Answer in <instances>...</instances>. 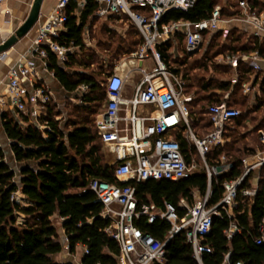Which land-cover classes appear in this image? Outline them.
I'll return each instance as SVG.
<instances>
[{
	"label": "trees",
	"instance_id": "1",
	"mask_svg": "<svg viewBox=\"0 0 264 264\" xmlns=\"http://www.w3.org/2000/svg\"><path fill=\"white\" fill-rule=\"evenodd\" d=\"M240 1L198 0L189 11H171L167 19L199 20L210 16L220 4L224 16L231 18L243 14ZM247 2L251 13L264 12V0ZM99 6L98 0H88L84 6L68 4L67 29L59 37L61 42L75 46V50L69 52L67 61L62 62L48 45H43L49 51V69L55 72L64 90L70 95L75 94L79 102L68 101L66 109H63L51 97L45 102L46 111L37 121L32 116L31 106L27 111L8 108L2 113L5 135L11 140L20 168L16 169L7 159L0 139V264H73L62 263L55 258L65 247L61 228L68 237L71 252H76L79 244L88 247L89 252L83 253V264H115L112 257L100 255L99 249L110 240L105 230L112 224V219L104 212V204L97 194L89 188L91 178L133 184L141 202L152 201L164 207L165 202L170 201L178 207L182 216L187 211L180 205L182 198L187 197L193 203L196 199L194 191L204 194L208 190L210 180L205 166L178 180L162 178L141 182L117 178L115 170L118 163L107 161L96 120L97 114L108 103L104 85L107 77H100L106 67L114 68L115 61L124 52L135 50L144 36L135 22L126 34H118L117 26L109 21L116 22L121 15L112 14L106 18L108 21L102 28L106 38H101L96 45H88L85 32L88 27L92 32V25L100 18L96 15ZM140 9L147 8L140 6ZM124 17L129 18L127 15ZM162 49L170 68L187 78L186 90L194 93L191 123L195 129H204L201 130L203 133L213 127L208 106L225 99L224 91L229 92L227 101L230 106L243 108L239 116L227 122L226 141L207 154L211 166L222 167L221 173L215 175L212 181L209 205H215L224 196L225 182L244 172V157L264 149L261 137L264 113L261 118L258 115L250 117V114L264 108V67L257 69L242 57L236 69L214 60L219 54L258 52L264 57V35L238 25L215 32L205 31L202 48L193 61V52L187 48L184 31H178L174 38L163 44ZM196 69L232 73L219 79L195 72ZM234 70L237 71L236 82ZM247 82H251L253 88L261 84L254 101L250 100L251 93L244 92ZM85 83L89 88L79 93L78 89ZM249 121L255 123L251 131L255 134L246 141L247 133L241 127L247 126ZM39 123L51 125L47 127L46 135ZM181 141L187 159L199 155L189 140L182 137ZM223 155L228 156L225 163L221 162ZM253 175L254 172L244 181L238 204L234 207V218L242 226V231L229 239L226 229L234 218L226 210L221 215L215 214L211 232L201 239L205 264H223L229 252L233 262L242 260L245 264H264V243L255 241L258 225L264 216V166L260 171L257 195L252 201L243 194V188L251 186ZM16 193H21L22 197L13 198ZM135 223L158 238H163L172 226L161 218L150 223L142 217ZM102 236H106L103 242ZM154 264H200L187 230L178 232L168 242L166 255Z\"/></svg>",
	"mask_w": 264,
	"mask_h": 264
},
{
	"label": "built area",
	"instance_id": "2",
	"mask_svg": "<svg viewBox=\"0 0 264 264\" xmlns=\"http://www.w3.org/2000/svg\"><path fill=\"white\" fill-rule=\"evenodd\" d=\"M6 1L0 0V13ZM87 1L58 0L49 19L41 27L35 40V51L44 59L47 69L49 51L43 45H48L62 62L67 61L69 52L74 51L75 46L59 40L62 31L67 29L69 15L66 9L70 3L84 6ZM197 1L98 0L100 6L96 11L97 16L107 18L112 14L127 15L139 26L144 36L139 46L123 54L107 73L104 85L108 103L96 117L104 145L118 163L115 170L117 178L141 182L162 178L178 180L205 166L210 180L206 193L194 191L196 199L193 203L187 197L182 198L180 205L187 208L182 216L178 207L170 201H166L164 207L152 201L141 202L133 184L91 178L89 188L97 194L104 204V212L112 219V224L105 230L110 240L103 244L100 255L112 257L115 264H154L161 261L166 255L168 242L182 230H187L199 263L205 264L201 239L211 232L213 216L221 215L226 210L232 218L235 217L234 207L238 204L241 187L252 172L251 186L244 187L243 194L253 201L258 192L260 171L264 166V149L244 157V172L227 180L223 198L215 205H209L213 177L221 173L222 167L211 166L207 154L226 141L227 122L239 116L242 110L230 106L227 101L229 93H225V99L208 106L213 127L204 133L195 129L191 123L194 93L186 90L187 78L170 68L162 47L178 31H184L188 50L197 53L202 48L205 31L229 29L236 20L244 21L250 32L264 35V12L251 13L247 0H241L240 4L244 8L242 16L226 18L220 4L210 16L199 20L167 19L171 11H189ZM140 6L147 9H140ZM90 33L88 27L85 32L88 44L91 43ZM221 56L220 62L224 61L235 69L241 57L257 69L264 67V57L258 52ZM51 72L55 75L54 71ZM234 81H237V77ZM245 87L247 91L253 89L249 83H245ZM88 88V84H82L78 92H85ZM51 97L54 98V93L44 82L35 60L21 59L10 71L9 98L1 96L0 105L23 111L31 106L32 116L37 121L46 111L45 102ZM39 125L46 135V129L51 125ZM182 137L195 146L199 155L187 159ZM227 160L228 156L223 155L221 162ZM15 196L20 198L22 194L16 193L13 198ZM142 217L150 223L161 218L172 226L163 238H158L135 223L136 219ZM239 231H242V226L234 218L226 234L229 239H233ZM250 234L253 235V231ZM255 241L264 243V216L258 225ZM85 251L89 252L88 247ZM223 264L245 263L242 260L233 262L229 252Z\"/></svg>",
	"mask_w": 264,
	"mask_h": 264
},
{
	"label": "crops",
	"instance_id": "3",
	"mask_svg": "<svg viewBox=\"0 0 264 264\" xmlns=\"http://www.w3.org/2000/svg\"><path fill=\"white\" fill-rule=\"evenodd\" d=\"M58 0H44L40 20L38 23L34 26V28L29 32V39L30 43L28 44V40L22 42L21 40L12 47L13 49L9 51L7 56L5 58L0 59V97L6 96L9 98V82H10V71L12 67L18 63L21 59H33L35 60L36 64L38 65L39 73L43 77L44 82L48 84L49 88L54 93V98L59 102V104H62L64 102V96L66 95V91L60 84L59 80L56 78L55 75L52 74L50 69H47L45 67L44 59L35 51V40L41 30V27L47 22L49 19L52 11L54 10ZM15 7V0H7L1 10L0 13V36L4 32V34L9 31L8 30V21L7 18L10 15V13L13 11ZM120 16V15H119ZM117 17V15H116ZM124 20V16H120V18H116V22ZM240 27L247 29L246 26ZM232 26H230L231 28ZM28 33V34H29ZM10 35V34H9ZM8 38L5 37L4 40ZM91 43L88 44L87 40L85 38V42L88 45H93L94 43L89 40ZM1 43V42H0ZM221 55V54H220ZM217 60V59H215ZM217 62H219L217 60ZM234 77L237 75V71L234 70ZM235 82V81H234ZM64 92V93H63ZM69 94V93H68ZM70 95V94H69ZM71 96V95H70ZM194 107V104H193ZM9 108H11L9 106ZM6 107H2L0 105V139L2 136L5 135L4 126H3V120H2V113L5 111ZM200 131V130H199ZM205 132V131H204ZM203 132V133H204ZM7 138L8 144L10 146L12 158L15 159L14 151L12 150L11 146V140L5 135ZM2 145L4 146V143L1 141ZM5 148V147H4ZM16 161V159H15ZM61 235H62V241L65 243L64 249L57 253L55 255L56 260L62 263H73V264H83V253L85 252L86 246L83 244H79L77 247L76 252H71L68 244V237L65 233V230L61 228Z\"/></svg>",
	"mask_w": 264,
	"mask_h": 264
},
{
	"label": "rangeland",
	"instance_id": "4",
	"mask_svg": "<svg viewBox=\"0 0 264 264\" xmlns=\"http://www.w3.org/2000/svg\"><path fill=\"white\" fill-rule=\"evenodd\" d=\"M35 0H15V7L13 9V11L10 13V15L8 16L7 18V21H8V30L5 34L4 32L2 33V35L0 36V42H2L4 40L5 37H9L13 32L16 31V29L21 26L24 21L27 19V17L29 16L30 12H31V9H32V6H33V3H34ZM227 0H222V2H226ZM227 3V2H226ZM244 12V10H243ZM243 15V14H242ZM241 15V16H242ZM108 20L106 18H99L97 20V22H95V24H93L92 26V32L90 33V39L91 41L94 43L93 45H96L98 43V41L101 39V38H106V34L105 32L102 31V28H103V25L104 23H106ZM110 24L114 23L116 26H117V33L121 35L122 34H126L127 31L129 29H131L133 27V23L134 21L131 20L130 18H127V17H124V20L122 21H119V22H113V21H109ZM244 22V21H243ZM242 21H235L234 23L230 24V26H235V25H241V26H245L246 23L243 24ZM10 34V35H9ZM29 34H27L26 36H24L21 41L24 42L26 40L29 39ZM246 36H249V34H247ZM28 44L30 43V40H28L27 42ZM16 46V45H15ZM13 48L9 49L8 51L0 54V59H3L5 58V56H7V54L9 53L10 50H12ZM129 52V51H127ZM126 52H124L123 54H125ZM122 54V55H123ZM121 55V56H122ZM196 52H193V56L191 58L192 59H195L196 57ZM121 56L119 57V59L121 58ZM223 56H221L220 54L218 56H216L215 59H217L218 61L222 58ZM117 59L115 61V63L119 60ZM190 59V58H189ZM217 60H214L216 63L220 64H226L224 61H219L217 62ZM193 61V60H192ZM114 63V64H115ZM150 63V62H149ZM111 68L109 67H106V69H104V72L101 74L102 76L100 77L101 79H104L105 77H107V73L110 71ZM195 72L198 71L200 72L202 75H208L209 77L211 76H214L216 78H219V79H222L224 77H228L230 73H225V72H219V71H215V70H210V71H204V70H200V69H196L194 70ZM231 71H233L231 69ZM231 75V74H230ZM249 84H251V82H247ZM258 87V88H255V87ZM252 90L250 91H247L246 90V87H245V84H244V92L245 93H251V97H250V100L252 99V101L256 100L255 98V94L256 93H259V91L261 90V84L259 83L258 85H256ZM64 93V92H63ZM225 93H229L228 91H224V94ZM64 102L62 104H60V107H62L63 109H66L67 107V102L68 101H71L72 103H78L79 102V99L75 96V94L73 95H69L68 93H66V95L64 96ZM239 109H243V108H239ZM264 113V108L263 110L261 111H257L255 112L254 114H250V117H253L254 115H258L257 117L261 118L262 117V114ZM62 117V116H60ZM255 127V123L252 122V121H249L248 125L247 126H243L241 127V130L245 133H247V138H246V141H248L249 139H252L253 138V135L255 134V132H251ZM202 131L204 129H201ZM200 130V132L202 133V131ZM264 133V132H262ZM263 135V134H262ZM261 135V137H262ZM263 140V139H262ZM1 141L4 143V147H5V150H6V154H7V159L10 161V163L16 168L19 170V166L20 164L15 161L14 158H12V152L10 150V146L8 144V141H7V138L4 136L1 137ZM264 141V140H263ZM104 150L106 151V157H107V161L111 162V163H116L115 161V158L113 157V155L106 149L105 145H104ZM19 179V177H18ZM22 197V196H21ZM60 224V223H59ZM61 228V226H60Z\"/></svg>",
	"mask_w": 264,
	"mask_h": 264
},
{
	"label": "water",
	"instance_id": "5",
	"mask_svg": "<svg viewBox=\"0 0 264 264\" xmlns=\"http://www.w3.org/2000/svg\"><path fill=\"white\" fill-rule=\"evenodd\" d=\"M44 0H35L31 12L24 23L19 26L8 38L0 43V54L8 51L17 44L24 36H26L38 23L41 16ZM121 160V159H120Z\"/></svg>",
	"mask_w": 264,
	"mask_h": 264
},
{
	"label": "bare ground",
	"instance_id": "6",
	"mask_svg": "<svg viewBox=\"0 0 264 264\" xmlns=\"http://www.w3.org/2000/svg\"><path fill=\"white\" fill-rule=\"evenodd\" d=\"M105 237H106V236H102V242H103V240L106 239ZM99 251H101V249H99Z\"/></svg>",
	"mask_w": 264,
	"mask_h": 264
}]
</instances>
